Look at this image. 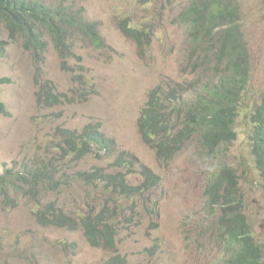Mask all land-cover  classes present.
Wrapping results in <instances>:
<instances>
[{
	"label": "rangeland",
	"instance_id": "obj_1",
	"mask_svg": "<svg viewBox=\"0 0 264 264\" xmlns=\"http://www.w3.org/2000/svg\"><path fill=\"white\" fill-rule=\"evenodd\" d=\"M48 1L83 8L85 19L98 25L104 43L96 47L77 34L71 38L75 55L66 60L50 41L46 63L38 67L33 50L22 48V41L11 43L0 60V79L10 82L0 84V100L8 113L0 114V175L13 167L15 172L24 160L47 154L57 143L58 128L80 134L87 126L100 124L101 133L113 142L110 152L89 154L81 162H72L71 170L63 165L66 174L96 168L126 174L128 184L138 187L142 184L139 172L147 168L161 179L159 187L143 199L121 203L124 220L121 218L118 228L117 255L126 264H223L228 257L210 240L220 212L208 215L203 193L207 179L225 165L240 178L245 214L253 236L264 247V181L249 142L252 125L247 114L253 111L251 107L240 110L235 124L237 140L222 146L211 159L198 156L195 141L170 164H160L140 134L141 112L158 83H192L201 73L193 72L196 57L189 50V27L179 22L192 0ZM233 3L240 10L238 28L250 54L253 105L264 95V0ZM125 24L128 29L146 31L150 43L144 53L126 35ZM223 30L225 27L218 32ZM8 38V31L1 27L0 40ZM74 78L87 82V100L74 91L71 94L74 89L82 91ZM46 83H52L56 94H70L71 102L63 100L54 108L38 102L37 94ZM122 157L137 161L135 174L115 167ZM11 196L18 203L14 209L4 208L0 200V264H106L114 257L112 252L91 248L82 230L41 225L35 217L39 210L35 200ZM96 197L90 188L75 184L44 200L55 201L68 212L84 213L89 206H98Z\"/></svg>",
	"mask_w": 264,
	"mask_h": 264
},
{
	"label": "trees",
	"instance_id": "obj_2",
	"mask_svg": "<svg viewBox=\"0 0 264 264\" xmlns=\"http://www.w3.org/2000/svg\"><path fill=\"white\" fill-rule=\"evenodd\" d=\"M233 2L236 0H192L182 13L179 22L189 27V50L196 57L193 72L201 73L192 83L159 82L141 112L139 130L144 144L156 153L160 164H170L195 141L198 156L211 159L222 146L237 140L238 115L249 106L253 109L247 114L252 125L249 142L264 181V95L259 102L250 104V54L243 32L238 28L240 10ZM84 12L71 2L67 5V2L48 0H0V28L4 27L9 35L8 41L0 40V60L6 57L11 43L17 41H22L26 51L36 53L37 67L46 63L50 41L66 60L75 55L71 38L77 34L88 38L96 47L102 46L98 25L89 23ZM223 27L225 30L219 33ZM123 29L144 53L150 43L146 31L128 29L127 24ZM74 81L82 91L74 89L71 94L74 91L87 100L90 93L85 91L87 82L81 78ZM7 83L9 80L0 79V84ZM70 96L56 94L52 83L42 84L37 94L38 102L48 108L62 105L63 100L70 103ZM0 114H8L1 100ZM55 134L57 143L45 151L47 154H42L43 158L34 156L18 164L15 172L13 167L0 175L3 207L9 210L17 207L11 193L33 199L39 206L35 213L38 223L76 232L82 230L91 248L114 253L106 264H126V259L117 255L118 228L124 216L121 203L143 199L159 187L161 179L147 168L139 172L142 184L138 187L128 184L126 174L106 173L96 168L66 174L63 165L71 170L72 162H81L89 154H106L113 142L101 133L100 124L89 125L80 134L64 128H58ZM135 163L136 160L122 157L115 167L127 169L128 175H133ZM239 180L236 170L228 165L217 167L207 179L204 199L208 215L220 212L210 240L228 257L223 264H264V247L252 234ZM75 184L93 190L98 206H89L84 213L68 212L58 208L57 202L44 200L45 196L69 190Z\"/></svg>",
	"mask_w": 264,
	"mask_h": 264
},
{
	"label": "bare ground",
	"instance_id": "obj_3",
	"mask_svg": "<svg viewBox=\"0 0 264 264\" xmlns=\"http://www.w3.org/2000/svg\"><path fill=\"white\" fill-rule=\"evenodd\" d=\"M204 194V193H203ZM146 197V196H145ZM140 199V198H139ZM246 202V201H245ZM122 220V219H121ZM123 220H124V218H123ZM131 220V219H130ZM125 222V221H124ZM130 222V221H129ZM121 224V223H120ZM123 230V229H122ZM206 231H208V228H207V230ZM217 234V233H216ZM210 236H211V234H210Z\"/></svg>",
	"mask_w": 264,
	"mask_h": 264
}]
</instances>
